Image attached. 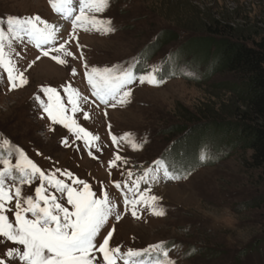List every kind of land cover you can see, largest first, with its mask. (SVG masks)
<instances>
[{
    "label": "rangeland",
    "instance_id": "1",
    "mask_svg": "<svg viewBox=\"0 0 264 264\" xmlns=\"http://www.w3.org/2000/svg\"><path fill=\"white\" fill-rule=\"evenodd\" d=\"M214 2L226 9L239 7L240 16L246 18L240 29L264 38V3L261 0H114L113 6L96 15L101 19H111L115 31L102 35L95 31H76L69 39L72 32L69 28L67 35L58 36L57 45L67 40L65 47L73 53V56H62L67 65L53 61L50 56H42L40 49L24 40L15 42L14 52L18 56L14 58L29 82L9 90L6 73L0 70V138H6L11 145L22 149L41 169H61L58 178L66 182L70 181L63 176V170L71 171L74 177L87 181L98 195L107 191L117 204L122 218L119 221L110 218L97 244L114 228L109 246H120L122 252L164 241L169 249V258L175 264H264V172L247 166L250 152L244 154L241 149L217 146L225 153L213 145L215 162L209 159V163L189 172L186 178L141 183V191L150 187L149 194L160 197L157 204L165 211L163 216L152 214L145 205L138 206L139 218L131 215L130 208L125 212L123 193L114 184V181L123 180L131 184L136 178L135 172L140 175L145 167H155L153 162L171 144L160 131L167 125H176L182 112L189 110L194 113L210 105L215 99L213 94H221L213 85L223 80L234 81L233 76L218 74L207 80L203 76V66L191 62L192 68L186 63L180 66H186L187 71L195 73L193 78L182 74L170 78L168 67L162 64L163 83L157 86L136 81L129 85V102L113 108L101 104L91 95L83 66L85 61L89 67L127 66L131 62L129 58L142 53L163 29L174 28L178 23L200 29L207 20L206 13H210L208 9L217 11ZM47 3L48 0H0V16L4 17L0 19V28L7 29L9 16L39 15L45 20L57 15L48 9L51 6ZM185 32L183 39L164 46L155 57L160 61L164 56H170L174 49H180L182 43L194 36ZM177 54L181 51L178 50ZM37 56L41 58L36 60ZM190 57H183V60L190 61L193 59ZM138 62L137 75L147 67L159 65L152 58H146L145 62L142 56ZM29 64L32 66L28 67ZM73 67L76 68L75 76L71 74ZM67 84L89 98V104L84 107L89 118L85 120L79 113L75 115L82 127L99 137L88 147L82 140H76L63 125L53 124L35 99L36 96L46 99L41 86L56 87L66 99L60 86ZM125 133L132 136L123 139ZM113 135L117 137L116 143L112 141ZM64 138L68 139L70 146L62 143ZM133 138L137 143L143 142L141 148L131 146L129 140ZM210 146L206 144V148ZM117 155L122 159L110 167L109 161ZM11 159L14 162L15 156ZM128 171L133 173L132 177H128ZM38 184L36 181L31 186H23V194H34ZM250 203L254 205L241 210L240 206ZM7 207L14 209L15 200ZM6 214L14 220L13 213ZM13 246H16L13 242L0 238V255ZM213 250H218L217 256L213 255ZM98 255L102 258V254Z\"/></svg>",
    "mask_w": 264,
    "mask_h": 264
},
{
    "label": "snow or ice",
    "instance_id": "2",
    "mask_svg": "<svg viewBox=\"0 0 264 264\" xmlns=\"http://www.w3.org/2000/svg\"><path fill=\"white\" fill-rule=\"evenodd\" d=\"M48 2L59 17L71 22L72 32L69 39L74 37L78 29L97 31L101 34L115 31L111 19H101L96 15L107 9L110 0H48ZM6 23V30L0 28V70L6 73L9 90L29 82L24 71L17 67L14 58L18 56L14 52L15 42L27 40L40 49L42 56H50L61 65L68 63L62 56H73L65 47L67 40L57 45L60 27L39 15L24 18L9 16ZM80 56L83 58L82 52ZM40 58L37 56L36 60ZM138 63L136 58H133V62L127 66L117 64L99 68L89 67L85 61L83 66L88 85L91 87V95L101 104L114 108L118 104L124 105L129 102L131 96L129 85L134 82L157 86L163 83L162 65H152L137 75ZM162 63L169 68L170 75L177 72L195 75L187 71L186 66H180L172 55ZM71 74L76 75L75 67L71 69ZM60 87L66 94V99L52 86H41L46 99L40 96H36L35 99L39 101L43 113L53 124L63 125L76 140H82L85 147H88L99 137L82 127L75 115L82 114L85 120L89 118L88 112L84 111V107L89 104V98L71 84ZM131 136V133H125L122 138L128 139ZM112 141L116 143L117 137L113 135ZM62 143L70 146L67 138H64ZM129 143L134 149H139L143 142L137 143L133 138ZM92 146L95 147L94 144ZM89 154L91 155V151ZM12 156H15L14 162ZM121 159L117 155L114 160L109 161V166L115 165L116 161ZM209 159L210 152L206 147L202 148L197 162L204 163ZM153 163L155 167L145 168L131 184L128 180L114 181L115 187L121 189L123 193L125 212L130 208L131 215L135 218H139V205L147 206L156 216L165 215V211L157 204L160 197L149 194L150 187L141 191V183L178 180L186 178L188 174L187 165L175 159L169 161L162 157ZM58 173H61L59 168L41 169L22 149L11 145L8 139L0 138V238L16 245L7 248L0 255V264H118V262L175 264L169 258V249L164 241L143 249L129 248L126 252H122L120 246L110 247L114 228L103 236L101 243L97 244L110 218L114 217L117 221L122 218L117 210V204L107 191L98 195L87 181L74 177L71 171L63 170L62 173L70 182L58 178ZM127 175L132 177L133 173L128 171ZM36 181H39V184L35 187L34 194L25 196L22 192L23 186H31ZM13 200L15 208L7 207ZM9 212L14 214V220H10L6 214ZM98 254H102V258Z\"/></svg>",
    "mask_w": 264,
    "mask_h": 264
},
{
    "label": "trees",
    "instance_id": "3",
    "mask_svg": "<svg viewBox=\"0 0 264 264\" xmlns=\"http://www.w3.org/2000/svg\"><path fill=\"white\" fill-rule=\"evenodd\" d=\"M261 2L264 3V0ZM213 4L217 11L208 9L210 13H206L207 20L200 29L178 23L177 28L163 29L161 35L155 36L145 50L137 54L145 62L146 58H158L155 56L164 46L183 39L186 31L188 36L190 33L194 36L181 44V54H177L178 51L174 54L178 63L183 57L192 56L191 62L205 68V79L211 80L218 74H230L234 78V81L223 80L213 85L221 94H213L215 99L210 105L194 113L189 110L182 112L176 125H167L169 127L160 131L171 142L161 157L181 161L187 165L189 173L206 163L197 162L206 144H211L207 150L213 162L214 147L226 153L218 149L224 145L232 150L241 149L244 154L250 152L247 166L264 172V38H257V34H248L240 29L241 22L246 18L240 16L239 7L226 9L217 2ZM252 205L245 204L240 208ZM213 252L217 256L218 250Z\"/></svg>",
    "mask_w": 264,
    "mask_h": 264
},
{
    "label": "bare ground",
    "instance_id": "4",
    "mask_svg": "<svg viewBox=\"0 0 264 264\" xmlns=\"http://www.w3.org/2000/svg\"><path fill=\"white\" fill-rule=\"evenodd\" d=\"M54 24H56L57 26L60 27V31L63 30V27H64V23H63V21H58V22H56V23H54ZM61 32H62V31H61Z\"/></svg>",
    "mask_w": 264,
    "mask_h": 264
}]
</instances>
